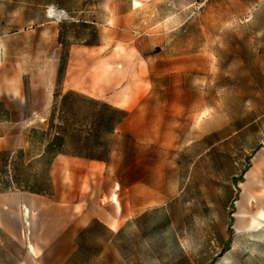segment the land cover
I'll return each instance as SVG.
<instances>
[{
	"label": "rangeland",
	"instance_id": "374dc122",
	"mask_svg": "<svg viewBox=\"0 0 264 264\" xmlns=\"http://www.w3.org/2000/svg\"><path fill=\"white\" fill-rule=\"evenodd\" d=\"M0 35L43 102L0 189L45 188L56 151L96 155L103 196L146 212L108 260L94 238L93 264H264V0H0ZM73 80L86 99L62 102ZM119 89L149 91L131 111L90 98Z\"/></svg>",
	"mask_w": 264,
	"mask_h": 264
},
{
	"label": "crops",
	"instance_id": "0c3cea01",
	"mask_svg": "<svg viewBox=\"0 0 264 264\" xmlns=\"http://www.w3.org/2000/svg\"><path fill=\"white\" fill-rule=\"evenodd\" d=\"M148 10L152 14V6ZM166 22L164 19L159 24ZM149 27L152 32V22ZM28 28L21 26L17 31L27 32ZM5 43L0 35V47ZM149 55L152 56V50ZM151 56L140 59L150 61ZM7 57L5 49L0 48V153L13 152L29 144L27 134L33 121L28 111H39L43 104L36 101V105L30 106V99L33 103L37 91L31 89L29 96L20 66ZM89 77L92 81L96 73H90ZM73 83L75 80L68 83L63 93L83 94ZM148 91L119 89L110 100L89 97L115 109L131 111L137 96ZM104 166L103 161L87 156L58 154L49 170L50 192L0 190V264H93L94 238H99V259L108 260L110 250L115 248L111 239L124 232L127 222L138 223L146 209L140 208L141 201L137 198L121 202L103 196L108 190L102 180ZM65 169L70 176L67 182L59 176ZM93 177L100 181H93ZM147 211L152 213V207ZM251 224L258 223L254 219Z\"/></svg>",
	"mask_w": 264,
	"mask_h": 264
},
{
	"label": "trees",
	"instance_id": "16d2710c",
	"mask_svg": "<svg viewBox=\"0 0 264 264\" xmlns=\"http://www.w3.org/2000/svg\"><path fill=\"white\" fill-rule=\"evenodd\" d=\"M59 72H61V66L59 68ZM74 95H77V96H80L82 98H85L83 97L82 95H79V94H76V93H66L63 98H62V102H65L67 98L71 97V96H74ZM86 99V98H85ZM91 100V99H89ZM92 102H96V103H99V104H102L104 106H107L106 104L104 103H101V102H98V101H95L93 100ZM107 107H110V106H107ZM66 129V128H64ZM48 150V147H44V149L37 154L38 158H43V157H46L47 156V151ZM5 153H10V152H5ZM58 154H72V155H83V156H87L88 158L90 159H99V156H96V155H90V154H84V153H77V152H66V151H56L54 152L53 154L49 155V165L52 163L53 159L55 158L56 155ZM15 182H17L15 180ZM46 187L45 188H42V189H39V190H33L31 188H22V190H28V191H31V192H38V193H42V192H50L51 191V180H50V177H49V173H47V181H46ZM15 189H21V188H18L17 186L14 187ZM9 189H13V188H9ZM0 190H5V189H0Z\"/></svg>",
	"mask_w": 264,
	"mask_h": 264
},
{
	"label": "bare ground",
	"instance_id": "6f19581e",
	"mask_svg": "<svg viewBox=\"0 0 264 264\" xmlns=\"http://www.w3.org/2000/svg\"><path fill=\"white\" fill-rule=\"evenodd\" d=\"M140 2V1H139ZM133 3H136L135 5H137L138 4V1H135V2H133ZM260 217V216H259ZM257 223V222H256ZM259 224V223H258Z\"/></svg>",
	"mask_w": 264,
	"mask_h": 264
}]
</instances>
